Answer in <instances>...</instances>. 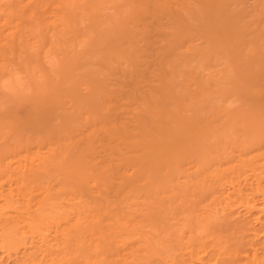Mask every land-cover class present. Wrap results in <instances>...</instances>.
I'll return each instance as SVG.
<instances>
[{
  "label": "rangeland",
  "instance_id": "1",
  "mask_svg": "<svg viewBox=\"0 0 264 264\" xmlns=\"http://www.w3.org/2000/svg\"><path fill=\"white\" fill-rule=\"evenodd\" d=\"M14 1L0 0V119L12 113L25 120L28 118L27 109L16 105L20 99L29 97L40 102L46 95L49 96L51 87L67 85L69 80H74L80 85V94L88 91L83 77L87 69L95 68L93 62L103 54L98 49L101 38L113 35L120 28L131 6L125 0H24L21 5H24L25 10L19 12ZM245 1L248 2H244L246 6L243 8L244 3H237L241 4L237 9L241 7L244 11H240L245 14L249 11L251 15L247 22H250L251 18L259 15V10L252 0ZM234 8L236 9V6ZM13 12H18L19 15L6 17L7 13L13 15ZM195 36L197 35H194V38L191 36L194 40L191 38L190 42L195 41L192 45L197 47L202 37L198 40L199 35L196 38ZM244 48L250 53L253 50L252 42L247 40ZM214 54L215 59L212 60V55L209 58L205 56L203 62V58L199 60L198 57L185 56L184 58L187 57L194 63H188L178 71V91L182 93L184 111H189L188 114L194 111L196 114L200 113L201 118L205 116L207 121L202 119L203 125L190 132L188 127L192 125L185 126L188 130L173 142L168 160L154 166H161L165 176L160 178L161 180L157 179L151 172H145L146 167L143 166L138 180L127 178L128 180L120 184L116 182L120 176L114 178L117 185L124 186L123 193L116 191V186L114 189L106 188L102 195L98 192L97 197L82 198V201L77 199L75 202L70 201L71 204H67L63 199L50 200L48 203L52 205L51 208L35 213L28 221L36 226V237L46 235L49 238L55 229H59V233L74 229L72 226L76 223L80 211H85L81 215L80 223H87L85 214L91 213L87 209L88 206L98 203L112 208L114 212L109 215L115 216L117 224L124 228L118 229L116 221H109L110 230L115 231L119 241L118 245H114V249L109 247L107 250V258L110 261L123 260L124 264H165L166 257H178L179 244L187 245L190 242L195 245L202 238L207 239L210 244L214 239V243L224 244V248H230L227 249L229 251L238 244L241 245L243 240L238 234L239 226H235L233 216H237L238 210H243V205L230 196L236 186L232 179L236 176L237 180L242 182L246 178V182L249 179L255 184V176H258L262 171V164L264 165V123L250 116L251 113L254 115L251 104L255 97L251 100L250 95H230L235 85L241 80L243 82L239 74L241 72L238 73L232 66L231 62L234 60L231 61L227 55L220 57V54ZM87 59L91 62L89 67L86 64ZM154 59L156 58L146 59L151 64L147 65L146 69L110 75L109 82L113 84L107 89L116 93L110 96V101L105 107L118 111L130 110L129 115H113V124L127 123L133 115L143 118V106L158 104H153L149 96L163 95L166 85L151 82L152 77L160 74V70L153 63ZM134 80L139 81L138 86L134 84ZM167 100L164 99V102L157 106L165 110ZM168 103L169 101L167 107ZM65 107L69 109L67 113L74 114V117L60 130L55 127L47 128L48 125L45 124L39 129H16L17 133L8 129L6 136L0 137V158L8 169L16 165L17 154L32 160L35 165H40V168L46 171L62 162L69 149V143L82 139L95 146L96 142L89 135L94 128L93 120L99 116H93L92 108L85 102H68ZM262 115L264 116V113ZM56 117L54 124H63L64 120L59 111ZM3 118L10 120V117ZM11 121L13 122V118ZM185 123L190 124L189 121ZM194 144L196 146L191 149ZM185 147L187 151L193 150L190 155L189 151L181 152L180 149L186 150ZM131 154L139 155L140 152L133 150ZM122 169L130 175L133 174L131 164H124ZM111 172L113 175L115 170L112 169ZM226 179L228 182L230 179L233 184L228 183ZM103 199L106 201H102ZM34 203L33 201L32 204ZM228 204L234 212L229 210ZM225 205H228L230 214L227 208V211L223 209ZM224 213L228 216L225 217ZM70 215L74 218L70 219ZM57 218L60 225H54ZM100 229L99 226L95 230ZM91 233L95 231L83 229L75 235L73 244L78 246V242L86 240L87 238H83ZM23 250L20 249L19 255ZM78 253L75 249L74 254Z\"/></svg>",
  "mask_w": 264,
  "mask_h": 264
},
{
  "label": "bare ground",
  "instance_id": "2",
  "mask_svg": "<svg viewBox=\"0 0 264 264\" xmlns=\"http://www.w3.org/2000/svg\"><path fill=\"white\" fill-rule=\"evenodd\" d=\"M125 1L130 4L131 10L113 35L101 38L98 49L103 54L93 62L95 68L87 69L85 72L83 79L88 87L87 92L80 94V85L74 80H69L67 85L59 84V87H51L49 96L46 95L40 102L29 97L20 99L16 105L27 109V119L21 120L18 114L12 113L0 119V137H2L6 136L8 129L17 133L16 129L20 131L39 129L45 124L48 125L47 128L55 127L60 130L74 117V114L67 113L69 109L65 107V104L68 102H76V104L85 102L92 108L93 116H99L93 120L94 128L89 135L96 142L95 146L91 145L90 141L86 142L82 139L69 143V149L63 156L62 162L51 170H42L40 165H35L32 160L22 157L21 154L15 156L16 165L8 169L4 160L0 158V264H124L123 260L110 261L107 258L109 247L112 250L114 245L119 243L115 231L110 230L111 222L109 221H116V228L124 230L117 224L115 216L109 215L114 210L108 205L103 206L97 203V205L88 206L87 209L91 213L85 214L87 223H80L81 215L85 212L80 211L76 223L72 226L74 229L61 231V233L59 229H55L54 234L49 238L46 235L36 237L38 232L36 226L28 221L35 213L38 214V212L51 208L52 205L48 203L50 200L63 199L67 201V204H71L70 201L97 197L98 192L102 195L106 188L114 189L116 186V191L123 193L124 186L117 185L114 178L120 176L116 180L120 184L130 178L138 180L143 166L146 167L145 172H151L157 179L165 176L161 166L156 168L154 166L161 165L168 160L169 149L172 148L173 142L178 140L186 130L190 129V132L195 127H201L203 120H206L205 116L201 118L199 112L200 115L195 111V114H188L189 111L185 112L182 105V93L178 91V71L182 66L193 62L187 57V59L184 58L185 56L198 57L199 60L205 56L209 58L214 53L218 56L220 54V57L230 56L231 61L234 60L231 62L232 66L238 73L241 72L239 74L243 82L237 80L238 84L235 80L238 85H235L236 88L234 87L233 92L229 94L236 97L250 95L251 100L255 97L251 104V108H254V115L251 113L250 116L264 123L262 115L264 113V0H252L255 2L253 5L259 10V15L251 18L250 22H247L251 15L249 11L247 10L245 14L242 13L244 10L241 7L242 11L237 9L241 5L237 3L243 4L245 0ZM23 2L24 0L14 1L19 12L25 10L24 5H21ZM246 4L242 5L243 8ZM256 12L258 14L257 10ZM16 14L19 15L18 12H13V15L7 13L6 17H14ZM254 19H256L255 22ZM194 35H199L198 40L200 36L202 37L201 43H197L201 46L195 47L192 45L195 41L190 42ZM247 40L253 44V54V50L248 53L244 48ZM153 57L156 58L153 63L160 70V74L152 77L151 82H161L166 85L163 93L166 98L155 94L150 95L149 98L152 103L158 102V104L163 98L168 99L171 105L168 103L169 107H167L166 101L165 110L155 103H153L155 105L143 106V118L133 115L134 118L130 117L127 123L113 124L111 120L113 115L125 113L129 115L130 110L118 111L115 108L105 107V104L110 101V96L116 93V91L107 89L113 84L109 82L110 75L116 76L128 70L133 73L141 68L146 69L150 64L146 59ZM215 57L213 56L212 60ZM203 61H205L204 58ZM89 63L91 65L90 60L87 59L88 67ZM138 82L134 80L137 86ZM151 86L154 87V85ZM117 93L119 94L118 91ZM136 93L135 90L134 94ZM187 107L190 109L189 106ZM58 111L63 117V124H54ZM3 117H10V120H4ZM40 121L42 122L39 123ZM186 121L190 124L185 123ZM188 125L192 126L185 128ZM195 146L194 144L190 148L194 149ZM185 149L180 150L183 153L187 151V147ZM191 149L188 150L190 153L187 151L189 155L193 151ZM133 150L140 154H131ZM124 164L133 166L132 175L123 171ZM112 169L115 170L113 175H111ZM261 170L258 176L253 174L256 178L254 179L255 184L249 179L246 182L245 178V182L243 180L241 182L236 176H232V182L236 186L233 187L230 196L243 205V210H238L237 216H233V222L236 221L235 226H239L238 234L243 240L242 242L239 239L241 245L238 244L229 251L227 250L229 247L226 249L224 244L214 243V239L211 244L204 238L200 241L196 240L198 242L195 245L189 241L187 245L180 242L181 245L179 244L178 248L180 253L176 254L178 257H166L164 263L264 264L263 164ZM230 179H228L230 182L227 179L226 181L233 184ZM33 201L34 204H32ZM227 206L225 205L223 209L228 210ZM229 210L234 212L231 206ZM230 211L227 213L230 214ZM228 214L223 215L226 217ZM69 218L74 217L70 215ZM55 224L60 225L59 218L55 220ZM99 226L101 229L95 230ZM83 229L95 231V233L83 238H87L86 240H80L78 246L74 245L75 235ZM215 241L217 242L216 239ZM20 249H24V255L23 253L19 255ZM75 249L79 252L78 254H74Z\"/></svg>",
  "mask_w": 264,
  "mask_h": 264
}]
</instances>
